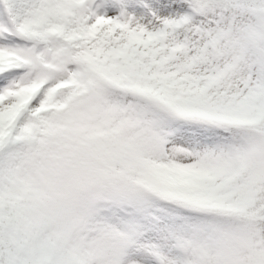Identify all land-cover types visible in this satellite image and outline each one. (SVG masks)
Here are the masks:
<instances>
[{
	"label": "snow or ice",
	"instance_id": "obj_1",
	"mask_svg": "<svg viewBox=\"0 0 264 264\" xmlns=\"http://www.w3.org/2000/svg\"><path fill=\"white\" fill-rule=\"evenodd\" d=\"M0 264H264V0H0Z\"/></svg>",
	"mask_w": 264,
	"mask_h": 264
}]
</instances>
